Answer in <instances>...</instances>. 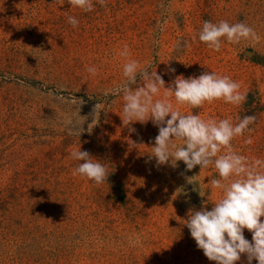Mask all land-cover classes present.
<instances>
[{
  "label": "rangeland",
  "instance_id": "obj_1",
  "mask_svg": "<svg viewBox=\"0 0 264 264\" xmlns=\"http://www.w3.org/2000/svg\"><path fill=\"white\" fill-rule=\"evenodd\" d=\"M92 2L84 12L67 0H0V264H216L184 221L190 210H211L219 192L208 181L218 173L189 171L183 161L158 165L150 158L158 127L151 120L123 125L122 96L103 93L125 79V44L127 59L156 69L166 87L180 75H228L246 93L242 104L189 108L173 99L174 107L233 123L254 116L251 131L232 145L264 160V0ZM220 20L243 22L261 39L233 45L222 38L213 51L199 32L205 21ZM74 95L81 106L71 103ZM97 103L103 109L89 133ZM68 120H85L80 137L69 135ZM79 147L105 165L107 181L72 175L80 162L70 153ZM244 236L252 241L247 229ZM236 264H248L246 255Z\"/></svg>",
  "mask_w": 264,
  "mask_h": 264
},
{
  "label": "clouds",
  "instance_id": "obj_2",
  "mask_svg": "<svg viewBox=\"0 0 264 264\" xmlns=\"http://www.w3.org/2000/svg\"><path fill=\"white\" fill-rule=\"evenodd\" d=\"M60 3L63 5L64 0H60ZM67 3L84 12H91L94 8L92 0H67ZM99 3L106 7V0H99ZM68 23L75 28L79 21L69 16ZM222 38L233 45H239L242 41L258 43L261 39L254 28L243 22L230 24L220 20L218 23H203L199 41L209 49L219 52ZM119 55L126 58L122 73L125 79L115 87L106 89L103 94L105 97L122 96L123 125L134 122L145 124L151 120L158 127L150 158L155 157L158 165L170 162L175 167L177 161H183L189 171L199 166L200 173L210 167L218 173L219 178L208 181L211 188L219 192V197L211 201V210L206 206L198 211L190 210L188 219L184 221L197 247L216 264H236L242 254L246 255L248 264L254 259L258 264H264V220L261 219L264 217V160L242 155L232 145L234 138L251 131L249 125L255 122V117H237L236 123L231 117L204 119L200 115L183 114L173 104L174 99L178 106L200 108L205 103L222 100L238 106L246 100V93L240 91L241 84L228 75L205 71L188 78L176 76L166 87L156 69L149 71V67L142 68L139 61L127 59L130 51L126 44ZM169 70L175 72V69ZM86 71L92 76L98 74L95 67H88ZM138 77L142 84H137ZM71 103L81 106L84 101L74 95ZM102 109V103L94 106L93 120L87 128L89 133L98 123ZM84 122H77V126L68 120L67 123L72 125L69 135L80 137L85 131ZM245 143L252 144V138L246 139ZM70 156L80 162L72 170L74 177L86 178L96 185L107 181L108 169L88 151H82L81 147L74 148ZM198 176L188 178V182L193 184ZM199 194L204 197L203 193ZM245 229L252 233L251 242L244 236Z\"/></svg>",
  "mask_w": 264,
  "mask_h": 264
},
{
  "label": "bare ground",
  "instance_id": "obj_3",
  "mask_svg": "<svg viewBox=\"0 0 264 264\" xmlns=\"http://www.w3.org/2000/svg\"><path fill=\"white\" fill-rule=\"evenodd\" d=\"M248 55H250V54L248 53Z\"/></svg>",
  "mask_w": 264,
  "mask_h": 264
}]
</instances>
